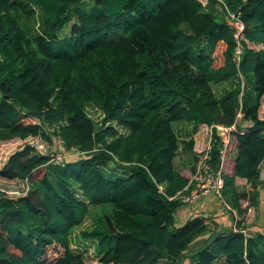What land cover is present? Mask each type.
<instances>
[{
  "label": "trees",
  "instance_id": "trees-1",
  "mask_svg": "<svg viewBox=\"0 0 264 264\" xmlns=\"http://www.w3.org/2000/svg\"><path fill=\"white\" fill-rule=\"evenodd\" d=\"M84 1L0 0V143L24 141L0 164V179L22 188H0V264H88L68 245L87 215L92 225L80 234L96 240L99 263L182 264L212 218L175 223L193 165L174 166L182 140L174 121L191 122L193 132L234 124L222 196L240 214L256 194L236 184L264 187V0H92L89 9ZM224 4L244 23L239 57ZM37 9L48 31L28 27ZM33 137L84 154L54 163ZM204 142L183 139L194 162ZM241 221L211 232L189 263L264 264V232L246 234Z\"/></svg>",
  "mask_w": 264,
  "mask_h": 264
},
{
  "label": "built area",
  "instance_id": "built-area-1",
  "mask_svg": "<svg viewBox=\"0 0 264 264\" xmlns=\"http://www.w3.org/2000/svg\"><path fill=\"white\" fill-rule=\"evenodd\" d=\"M220 1L223 2V0ZM224 6L226 8L228 22L235 27L236 45L234 52L239 57L242 50L241 38L243 37L244 23L242 22L238 11L231 10L226 4H224ZM213 126L220 131L219 137L213 135ZM232 129H234V124L228 126L212 124L209 129L204 131L206 139L203 149L196 157L187 184L182 191L180 190L177 192L183 204H193L209 195H214L215 197L224 200L222 196V187L224 183L225 162L227 158L233 159L237 152V147L234 144L230 146L228 145V142L230 141V131ZM29 142L35 144L43 154L49 155V160L54 163L63 162L68 155L80 157L84 154V151H81L76 147H72L68 151L62 150L56 152L38 137L31 138ZM217 142L220 145L218 154L219 160L217 165H215L212 162V148L214 143ZM25 182L26 185L24 190L28 188L27 181L25 180ZM12 191L15 190H6V192ZM239 229L243 232L245 231L244 227H240Z\"/></svg>",
  "mask_w": 264,
  "mask_h": 264
},
{
  "label": "crops",
  "instance_id": "crops-1",
  "mask_svg": "<svg viewBox=\"0 0 264 264\" xmlns=\"http://www.w3.org/2000/svg\"><path fill=\"white\" fill-rule=\"evenodd\" d=\"M255 46L258 48L263 46V44L258 43L255 44ZM224 83H219L220 89L218 90H221L220 93L225 87ZM245 123L249 124L248 121H245ZM190 126H192L191 122L180 123L177 125L178 129L175 130L180 139H182L178 152L173 159L174 166L178 170L186 168L187 166H191L193 165L192 163H194L193 155L188 151V153L192 155V163H189L188 165H177V161L180 159L178 153L184 151L187 152V150L183 148V139H189L191 136H196L201 140L206 139V135L204 133L205 130L200 129L193 132L192 130H189ZM184 154L187 155L186 153ZM259 173L260 179H264V160L260 164ZM236 188L239 192H245L247 196L250 194L252 195L253 193L256 194L255 204L249 205L246 211L242 214H240L235 207H232L225 200L215 197L214 195H209L193 204H182L175 211L174 215L176 224L183 223L190 215L210 216L212 218V223L209 225V227H207L209 229L198 235H195V237L192 239L191 242L198 239L195 241L196 244L198 243L196 249L199 248L201 244H203V241L208 238L211 232L217 233L224 229L235 228L236 220L238 218L242 219L240 227H244V233L247 234L254 231L264 232V187L259 184L254 186V184L251 182H239L236 184ZM190 253L191 252H189L188 255ZM183 262V264H190L187 256H185Z\"/></svg>",
  "mask_w": 264,
  "mask_h": 264
},
{
  "label": "rangeland",
  "instance_id": "rangeland-1",
  "mask_svg": "<svg viewBox=\"0 0 264 264\" xmlns=\"http://www.w3.org/2000/svg\"><path fill=\"white\" fill-rule=\"evenodd\" d=\"M93 1L92 0H85L82 5L85 9H89V7L92 5ZM217 17L218 18H222V14L221 11H217ZM26 23L28 25V27L33 31V32H44L45 30L48 31L49 26L45 24V22L42 19V12L37 9L35 11V13H33L30 16L26 17ZM69 23H67V25L64 27V29L62 30V32L64 33V31H67L69 28ZM204 40H200L198 42V47H203L204 45ZM205 49L208 50V47L205 45ZM234 80L230 79L227 82H220V83H224V88L222 90V92L225 91V89L227 87H230L233 84ZM243 84V83H242ZM219 83L214 84L213 87L215 89V91L217 93H220L221 90L219 87ZM87 110L89 111V113L92 115V117H94L95 119L99 120L100 116H101V112L93 105L89 104L87 106ZM188 122L186 120H177L173 122V126L174 129L177 130L178 127L177 125L180 123H185ZM243 124H246L245 121H242ZM191 127H189L190 130ZM191 133V132H190ZM184 136V135H182ZM53 137V141L56 142L55 146L58 145V138L57 136H52ZM24 141H20L19 143L9 146L10 144H3L0 143V164L1 162L5 159V157L7 156V154L16 149L19 145L23 144ZM56 151L58 148H55ZM184 153H186L187 155H185ZM179 160L177 161V165H188L189 163H192V155L187 152H179ZM185 155V156H184ZM193 164V163H192ZM19 182L17 181H8V180H3L0 179V188L3 190H17V191H21L22 188H19ZM112 205V204H111ZM96 207H93L92 209H94ZM93 221V217L91 215H87L85 217V219L77 226L73 227L69 233V239H68V245L71 249H73L76 252L81 253L84 258L85 261L88 264H101L98 262V257L100 255V251H98L97 249V243L95 239H86L83 238L80 234V231L84 228H89L91 227V222ZM198 239H196L195 241H197ZM195 241L191 242L188 246L187 251L184 253L185 256L188 255L189 252H192L196 249V247L198 246V243L196 244ZM184 261V259H183ZM184 262H182L183 264ZM113 264V263H111ZM164 264V263H161Z\"/></svg>",
  "mask_w": 264,
  "mask_h": 264
}]
</instances>
